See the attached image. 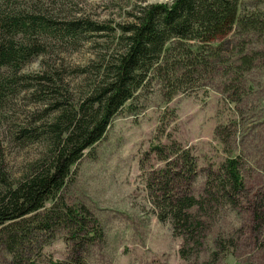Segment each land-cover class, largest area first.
Here are the masks:
<instances>
[{
  "label": "trees",
  "instance_id": "obj_1",
  "mask_svg": "<svg viewBox=\"0 0 264 264\" xmlns=\"http://www.w3.org/2000/svg\"><path fill=\"white\" fill-rule=\"evenodd\" d=\"M45 1L0 0V126L11 122L15 100L32 90L38 102H50L53 114L49 122L45 116L33 118L14 134L18 145H45L22 177L10 181L0 168V249L10 256V264H87L88 248L102 242L104 234L84 206L66 199L73 167L153 80L166 89L161 92L167 100L218 81L225 99L240 103L247 93L245 75L264 67V0L242 11V0L140 3L132 21L119 26L118 53L98 71L97 85L75 104L54 75L27 76L23 68L47 54L51 42L76 45L108 28L87 18L62 16L60 11L68 5L62 0ZM150 155L161 166L147 172L148 197L158 221L170 223L172 236L181 239V260L217 264L235 254L238 239L221 233L207 251L212 224L226 209L248 214L246 234L251 245L258 244L264 229V194L247 192L238 157L204 169L205 181L196 190L193 184L202 170L189 149L171 142L153 145L146 160ZM59 230L66 258L43 256L46 239Z\"/></svg>",
  "mask_w": 264,
  "mask_h": 264
},
{
  "label": "rangeland",
  "instance_id": "obj_2",
  "mask_svg": "<svg viewBox=\"0 0 264 264\" xmlns=\"http://www.w3.org/2000/svg\"><path fill=\"white\" fill-rule=\"evenodd\" d=\"M62 1L68 4L60 11L62 16L87 18L108 30L85 36L76 45L51 42L48 53L32 59L22 72L54 75L72 104L97 85L98 71L120 49L119 26L132 21L135 8L140 3L167 2ZM253 3L256 1L242 0L240 10ZM245 79L247 93L238 104L225 99L218 81L167 100L161 92L166 89L153 80L112 119L103 139L73 167L74 179L65 193L69 203L84 206L97 219L104 234L102 242L88 248L87 264H186L178 255L181 239L172 236L170 223L158 221L146 190L147 172L161 166L153 155L146 160L153 145L177 142L191 151L202 170L193 184L196 190L205 181L204 169L238 157L247 192L250 196L264 194V67L252 69ZM32 93H22L15 100L11 122L0 126V168L10 181L19 180L45 152L43 142L21 146L13 138L33 118L45 116L47 122L53 118L48 111L50 102H38V94ZM243 211L226 209L212 224L207 251L212 238L220 233L238 239L235 254L217 264H264V229L258 244L251 245L246 234L248 214ZM46 240L43 256L66 258L63 231ZM10 263V256L0 249V264Z\"/></svg>",
  "mask_w": 264,
  "mask_h": 264
}]
</instances>
